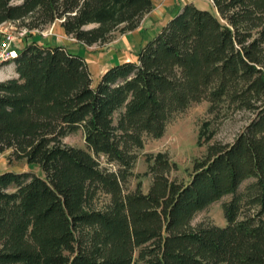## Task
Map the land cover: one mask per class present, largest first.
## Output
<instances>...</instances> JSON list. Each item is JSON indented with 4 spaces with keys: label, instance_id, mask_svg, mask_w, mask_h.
Masks as SVG:
<instances>
[{
    "label": "trees",
    "instance_id": "trees-1",
    "mask_svg": "<svg viewBox=\"0 0 264 264\" xmlns=\"http://www.w3.org/2000/svg\"><path fill=\"white\" fill-rule=\"evenodd\" d=\"M12 1L0 0V24L31 17L30 35L60 20L86 46L134 30L153 6ZM174 4L136 59L107 67L94 84L87 60L62 43L12 44L16 76L0 81V153L43 173L0 171V264H264V0ZM201 99L210 112L249 117L232 140L209 144L188 179L169 177L176 163L157 151L147 155L148 188L141 178L128 188L144 135H162L174 113ZM79 128L84 146L63 140ZM199 129L213 136L207 120ZM101 154L116 167L101 165ZM230 193L224 225L191 223Z\"/></svg>",
    "mask_w": 264,
    "mask_h": 264
},
{
    "label": "rangeland",
    "instance_id": "rangeland-1",
    "mask_svg": "<svg viewBox=\"0 0 264 264\" xmlns=\"http://www.w3.org/2000/svg\"><path fill=\"white\" fill-rule=\"evenodd\" d=\"M174 1H178V3L180 2V5L185 2H192L199 8L214 10L212 0H153L151 10L144 15L134 30L127 32H123L122 30L115 31L111 35L110 40L105 42V44L94 43L90 46H85L76 42L64 44L62 38L59 39L53 36V34H58L60 20H55L52 23L44 25L43 28L37 30L33 29L30 35H28L29 33L25 24L31 20V17L26 18L25 20H15L14 22H3L0 24V30L13 32L16 36L14 43L20 46H23L26 41H30L33 37L41 39L42 42H47L49 44L62 43L66 45L70 52L86 58L94 84L108 64L112 66L121 63L122 60L136 59L135 53L141 45L137 42V38L140 35L141 38H144L147 41L158 33L162 25H164V22L176 12L177 8L172 11L175 7ZM12 2H20V0H13ZM144 26L148 27V30L145 29ZM89 27L90 24L86 28ZM24 29H26L28 34H21ZM62 36H64L63 31ZM120 50L124 51L118 53ZM122 57H126V59L121 60ZM13 65V63L8 62L1 65L0 77L6 78L8 76H13ZM209 104L208 99H201L192 102L182 110L173 114V117L166 124L165 131L162 135H144L142 146L136 149L137 156L132 168L133 174L130 175L126 184L128 188H135L137 181L140 178L141 189L146 190L148 188L153 176L152 173L148 171L149 161H147V155L149 153L154 154L157 151L165 152L168 158L176 163V167L171 168L167 173L169 177H175L181 180L188 179L194 161L206 153L209 144L214 141L229 142L232 140L243 128V125L249 117L248 111H231L230 109H222L219 112H210L208 109ZM205 120L209 122V128L214 130L213 136L210 139H206L204 133L201 136H198L200 130L199 127ZM198 137L200 139L199 143H197ZM63 140L72 145L84 146V136L80 128L65 135ZM8 152V150H4V152L0 153V171L5 169H25L37 171L39 174L43 173L42 168L35 162L30 163L24 159H13L9 161L7 159ZM98 160L101 162V165L108 168L114 169L116 167L114 162L107 161L102 154L98 156ZM138 174L140 175L138 176ZM252 179V177L245 178V180L239 185L238 191L242 192L245 188V184ZM231 195V193L223 195L197 211L191 218V223L193 225L202 222L224 225L226 223V218H224L223 215L222 202L228 200ZM250 210L246 205L240 211V215H243L246 211Z\"/></svg>",
    "mask_w": 264,
    "mask_h": 264
},
{
    "label": "built area",
    "instance_id": "built-area-1",
    "mask_svg": "<svg viewBox=\"0 0 264 264\" xmlns=\"http://www.w3.org/2000/svg\"><path fill=\"white\" fill-rule=\"evenodd\" d=\"M21 34L27 33L26 29ZM16 36L13 32L0 30V67L16 57L17 49L12 47Z\"/></svg>",
    "mask_w": 264,
    "mask_h": 264
},
{
    "label": "crops",
    "instance_id": "crops-1",
    "mask_svg": "<svg viewBox=\"0 0 264 264\" xmlns=\"http://www.w3.org/2000/svg\"><path fill=\"white\" fill-rule=\"evenodd\" d=\"M59 22H60V21H59ZM144 28L148 30V27H145V26H144ZM58 30H59V31H58V34H57V35H56V34H53V36H55V37H57V38H59V39L62 38L64 44H69V43H72V42H73V43L76 42V43L79 44V42H77L76 39H74L71 35H67V34L64 32L63 29L61 30L60 23H59V29H58ZM62 31H63L64 36H62ZM49 37H50V36H49ZM137 42L140 43V44H142V43H145V42H146V39L141 38L140 35H139V37L137 38ZM85 46H86V45H85ZM122 49H123V48H122ZM109 51H112V50H109ZM121 51H124V50H120V51H118V53H120ZM85 59H86V58H85ZM122 59H126V57H122L121 60H122ZM109 66H110V65L108 64V65L106 66V68L109 67ZM106 68H104L103 72L106 70ZM12 69H13V72H14V75H13V76H16L15 71H14V65H13V68H12ZM103 72H102V73H103ZM102 73H101V74H102ZM13 76H10V77H13ZM6 78H9V76L6 77ZM6 78H2V77H0V81L3 80V79H6Z\"/></svg>",
    "mask_w": 264,
    "mask_h": 264
}]
</instances>
